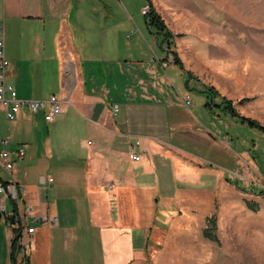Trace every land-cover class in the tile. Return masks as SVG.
Masks as SVG:
<instances>
[{"label": "crops", "instance_id": "0c3cea01", "mask_svg": "<svg viewBox=\"0 0 264 264\" xmlns=\"http://www.w3.org/2000/svg\"><path fill=\"white\" fill-rule=\"evenodd\" d=\"M107 4L0 0L5 82L18 98L55 95L62 105L49 122L45 111L21 109L13 121L0 113V137L24 151L0 177L19 193L17 204L7 200V215L35 228L28 264H137L155 226L154 219L143 225L139 193L154 181L156 193L171 197L178 175L197 174L216 139L227 147L198 78L184 66L163 65L171 53L145 20L150 40L141 34L133 45L120 42L119 29L132 16L104 19ZM48 72L54 73L50 80ZM47 176L53 179L48 186ZM15 226V219L12 226L0 223V264H12Z\"/></svg>", "mask_w": 264, "mask_h": 264}, {"label": "rangeland", "instance_id": "374dc122", "mask_svg": "<svg viewBox=\"0 0 264 264\" xmlns=\"http://www.w3.org/2000/svg\"><path fill=\"white\" fill-rule=\"evenodd\" d=\"M100 1L108 2L101 7L104 19L132 16L118 32L120 42L130 45L143 40L141 34L151 38L141 13L150 1L183 66L240 114L264 125V0ZM46 74L50 80L54 73ZM214 112L223 120L216 129L227 147L216 139L197 174L178 175L171 197L156 193L154 181L139 193L143 225L154 219L155 226L137 264H264V134L220 109ZM3 130L1 122L0 135ZM212 217L214 224L208 222Z\"/></svg>", "mask_w": 264, "mask_h": 264}, {"label": "built area", "instance_id": "2783aa9c", "mask_svg": "<svg viewBox=\"0 0 264 264\" xmlns=\"http://www.w3.org/2000/svg\"><path fill=\"white\" fill-rule=\"evenodd\" d=\"M148 11V7L143 6L141 13L145 14ZM172 58V57H171ZM171 59H167L163 62V65L169 64ZM9 62L4 55V36H3V24L0 22V113H4L5 117L13 121L16 118L17 113L21 109H27L31 113L38 111L44 112L45 121H53L61 112L62 105L59 98L55 95H50L46 99H21L16 95L14 86L10 83H6L4 80L5 73ZM186 103H189L186 101ZM117 105H114L116 109ZM11 141L7 137H0V170L4 172H10L13 168L15 157H22L24 154L21 146H10ZM132 147V146H131ZM130 157L134 160L139 159V155L131 152ZM53 182L52 177L47 176L44 178L43 184L48 186ZM23 192V189H20ZM10 199L17 204L19 200L18 189L14 182L4 181L0 177V214L7 217L8 224L13 225L14 219L16 220V228L18 230L17 245L19 246V259H16V264H28V258L26 252L30 249V237L34 233V226L27 224L23 221L22 216L16 214L7 215V200ZM35 221V218H33ZM50 223L56 222V217H47L46 219ZM12 221V222H11Z\"/></svg>", "mask_w": 264, "mask_h": 264}, {"label": "trees", "instance_id": "16d2710c", "mask_svg": "<svg viewBox=\"0 0 264 264\" xmlns=\"http://www.w3.org/2000/svg\"><path fill=\"white\" fill-rule=\"evenodd\" d=\"M149 1V0H147ZM148 11L145 14H142L145 20L146 25L150 29V32H152L155 37L158 39V44L163 45L167 41L171 43L172 40V33L167 28L161 17L157 14V12L154 10L151 2H148ZM171 45L167 46V50L172 55V61L174 64H176L181 69L183 68V65L177 56V54L170 49ZM187 79H194L193 75L190 72H186ZM186 87L188 88L187 81H186ZM199 92L204 93L205 97L207 98L206 106L210 109H220L225 114H229L231 116L237 117L242 123H246L252 128H256L260 130L264 134V125L260 124L256 120L245 117L242 114H240L232 105L231 101L229 99H226L223 96H220L219 93L211 86L204 85ZM5 183V181H4ZM208 222L214 224L213 217L208 219ZM13 237L11 239L10 244V259L12 264H16V256L19 252V246L17 245L18 240V230L16 228H13ZM209 236V235H206Z\"/></svg>", "mask_w": 264, "mask_h": 264}, {"label": "water", "instance_id": "95a60500", "mask_svg": "<svg viewBox=\"0 0 264 264\" xmlns=\"http://www.w3.org/2000/svg\"><path fill=\"white\" fill-rule=\"evenodd\" d=\"M166 45L169 46V42L168 41L166 42Z\"/></svg>", "mask_w": 264, "mask_h": 264}]
</instances>
